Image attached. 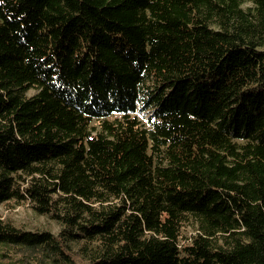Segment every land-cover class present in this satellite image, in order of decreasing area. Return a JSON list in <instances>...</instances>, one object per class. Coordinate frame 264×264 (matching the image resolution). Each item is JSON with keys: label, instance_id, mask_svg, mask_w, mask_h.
<instances>
[{"label": "trees", "instance_id": "16d2710c", "mask_svg": "<svg viewBox=\"0 0 264 264\" xmlns=\"http://www.w3.org/2000/svg\"><path fill=\"white\" fill-rule=\"evenodd\" d=\"M255 2L0 0V264H264Z\"/></svg>", "mask_w": 264, "mask_h": 264}, {"label": "rangeland", "instance_id": "374dc122", "mask_svg": "<svg viewBox=\"0 0 264 264\" xmlns=\"http://www.w3.org/2000/svg\"><path fill=\"white\" fill-rule=\"evenodd\" d=\"M241 7L246 12L250 11L253 15L252 17H256L258 15L255 0H241ZM262 47L264 48V45ZM33 92H35V89L30 90V93ZM149 111L150 110L147 109L141 114L147 116ZM0 216L9 218L18 226L24 228H46L54 232H58L61 229V224L59 222L55 221L50 216L35 212L28 203L16 204L15 202H10L0 204ZM194 230L195 228L193 226H189L187 229H185V237L194 233Z\"/></svg>", "mask_w": 264, "mask_h": 264}]
</instances>
